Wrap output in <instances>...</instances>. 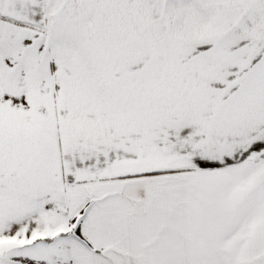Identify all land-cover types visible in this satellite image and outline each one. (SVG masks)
I'll return each instance as SVG.
<instances>
[{"label":"snow or ice","instance_id":"snow-or-ice-1","mask_svg":"<svg viewBox=\"0 0 264 264\" xmlns=\"http://www.w3.org/2000/svg\"><path fill=\"white\" fill-rule=\"evenodd\" d=\"M0 264H264V0H0Z\"/></svg>","mask_w":264,"mask_h":264}]
</instances>
